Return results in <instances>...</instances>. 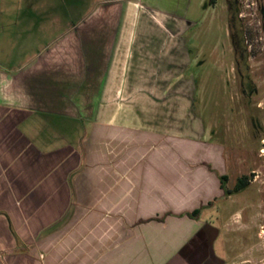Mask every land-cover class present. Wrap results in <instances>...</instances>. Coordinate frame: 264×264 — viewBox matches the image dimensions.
<instances>
[{"label":"crops","instance_id":"obj_1","mask_svg":"<svg viewBox=\"0 0 264 264\" xmlns=\"http://www.w3.org/2000/svg\"><path fill=\"white\" fill-rule=\"evenodd\" d=\"M126 5L103 1L36 52L0 19V264L221 263L216 229L187 214L223 198V164L194 148L193 112L162 129L177 101L156 89L159 56L145 78L161 37Z\"/></svg>","mask_w":264,"mask_h":264},{"label":"rangeland","instance_id":"obj_2","mask_svg":"<svg viewBox=\"0 0 264 264\" xmlns=\"http://www.w3.org/2000/svg\"><path fill=\"white\" fill-rule=\"evenodd\" d=\"M103 1L117 0H0V19L3 25L12 22L4 27L6 31L17 30L22 35L25 30L32 36L35 40L23 45L36 52ZM118 1L129 8L149 9L155 18L148 23L146 34L161 39L158 45L154 42L158 47L154 52H146L150 58L145 61L146 82L157 72L151 64L159 56L163 74L156 89H168V102L177 101L175 110L164 107L169 91L161 92L162 129L170 125L180 129L183 116L189 118L193 112L192 137L200 142L194 148L200 149L202 159L220 160L226 189L231 190L239 176L250 179L244 190L200 204L195 220L218 232L211 248L213 256L219 264H264V0ZM111 15L120 17V8L115 6ZM233 25H241L243 42ZM146 45L152 46V42ZM244 46L248 59L242 82L234 61L243 63ZM166 81H170L168 87ZM170 113L178 117L175 124L168 122ZM196 157L193 162L214 171L211 161Z\"/></svg>","mask_w":264,"mask_h":264},{"label":"trees","instance_id":"obj_3","mask_svg":"<svg viewBox=\"0 0 264 264\" xmlns=\"http://www.w3.org/2000/svg\"><path fill=\"white\" fill-rule=\"evenodd\" d=\"M234 18H236L238 20L237 12H235ZM233 29L235 31L234 33L236 35H238L240 40L243 42V32H242L243 30H242L241 25H236V26L233 25ZM247 57H248V53H246V49H245V46H244L243 60L246 61ZM242 73H245V70L242 71ZM249 181H250V179L248 177L239 176L236 179L233 188L231 190H229V189H226V187H225L226 182H227L226 175L219 176V182H220L221 189L223 190V195L224 196H230L233 193H238V192L244 190L249 185ZM201 209H202V207L194 209L193 211L188 213L187 216L190 217V218H195L200 213Z\"/></svg>","mask_w":264,"mask_h":264},{"label":"flooded vegetation","instance_id":"obj_4","mask_svg":"<svg viewBox=\"0 0 264 264\" xmlns=\"http://www.w3.org/2000/svg\"><path fill=\"white\" fill-rule=\"evenodd\" d=\"M237 21V20H236ZM239 21V20H238ZM232 35V34H231ZM246 49V48H245ZM247 53V52H246ZM248 57L246 58V61H247ZM246 61H243V63H240V62H237V61H234L235 63V68L238 72V74L240 75L241 77V80L242 82H244V79L246 78V70H247V62ZM245 70V73H242V71ZM245 84H249V82L246 80ZM263 232V231H262Z\"/></svg>","mask_w":264,"mask_h":264},{"label":"built area","instance_id":"obj_5","mask_svg":"<svg viewBox=\"0 0 264 264\" xmlns=\"http://www.w3.org/2000/svg\"><path fill=\"white\" fill-rule=\"evenodd\" d=\"M262 153H263V151H262Z\"/></svg>","mask_w":264,"mask_h":264}]
</instances>
